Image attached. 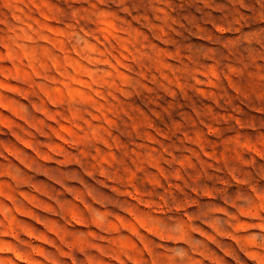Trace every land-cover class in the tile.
Instances as JSON below:
<instances>
[{
  "label": "rangeland",
  "instance_id": "374dc122",
  "mask_svg": "<svg viewBox=\"0 0 264 264\" xmlns=\"http://www.w3.org/2000/svg\"><path fill=\"white\" fill-rule=\"evenodd\" d=\"M0 264H264V0H0Z\"/></svg>",
  "mask_w": 264,
  "mask_h": 264
}]
</instances>
